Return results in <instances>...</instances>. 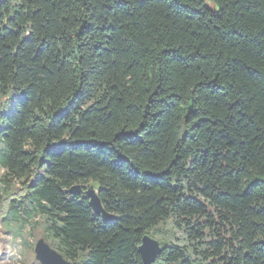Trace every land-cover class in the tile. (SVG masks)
<instances>
[{"label": "trees", "instance_id": "obj_1", "mask_svg": "<svg viewBox=\"0 0 264 264\" xmlns=\"http://www.w3.org/2000/svg\"><path fill=\"white\" fill-rule=\"evenodd\" d=\"M0 168L71 264H264V0H0Z\"/></svg>", "mask_w": 264, "mask_h": 264}, {"label": "water", "instance_id": "obj_2", "mask_svg": "<svg viewBox=\"0 0 264 264\" xmlns=\"http://www.w3.org/2000/svg\"><path fill=\"white\" fill-rule=\"evenodd\" d=\"M67 192L71 195H85L89 198L90 207L97 216H101L105 221L113 219V216L104 209L99 193L92 185H89L86 189L82 185H75ZM34 252L40 264H71L62 254L53 249L45 238H41L36 243ZM162 252L163 248L157 239L149 235L144 236L139 248L143 264H154Z\"/></svg>", "mask_w": 264, "mask_h": 264}, {"label": "rangeland", "instance_id": "obj_3", "mask_svg": "<svg viewBox=\"0 0 264 264\" xmlns=\"http://www.w3.org/2000/svg\"><path fill=\"white\" fill-rule=\"evenodd\" d=\"M4 174V170L0 168V176ZM7 203L0 208V264H20L21 260L31 262V257H35L33 249L30 245L35 247L36 243L44 238L43 229L39 228L35 231V235H30L29 230L25 232V241L16 234L10 232L2 218L7 214ZM50 244V243H49ZM51 245V244H50ZM24 254V255H23Z\"/></svg>", "mask_w": 264, "mask_h": 264}]
</instances>
